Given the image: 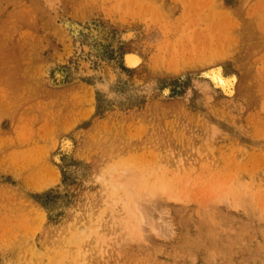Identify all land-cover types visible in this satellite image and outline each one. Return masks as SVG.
<instances>
[{
  "label": "rangeland",
  "instance_id": "374dc122",
  "mask_svg": "<svg viewBox=\"0 0 264 264\" xmlns=\"http://www.w3.org/2000/svg\"><path fill=\"white\" fill-rule=\"evenodd\" d=\"M174 1L0 0V264L264 261H245L259 252L263 234L254 226L239 232L247 222L264 224V6ZM246 13L259 18L262 37L251 48L243 40ZM127 54L141 63L126 68ZM218 66L237 79L231 97L205 76ZM175 140L200 146L173 157L162 148L142 152L145 142ZM164 155L188 163L169 166ZM211 156L219 165L208 163ZM199 157L206 162L194 168L189 160ZM224 159L241 166L224 167ZM141 171L161 176L172 196L156 195L158 179L144 183L151 192L142 198L143 183L130 177ZM137 187L140 201L155 198L134 219L127 209L140 203L132 198ZM204 208L226 217L219 245L175 259L187 236L177 212ZM144 213L151 216L145 247L138 241ZM164 222L174 241L150 236Z\"/></svg>",
  "mask_w": 264,
  "mask_h": 264
},
{
  "label": "bare ground",
  "instance_id": "6f19581e",
  "mask_svg": "<svg viewBox=\"0 0 264 264\" xmlns=\"http://www.w3.org/2000/svg\"><path fill=\"white\" fill-rule=\"evenodd\" d=\"M199 1V3H200V6H201V4H202V2L203 1H205V0H201V2H200V0H197V2ZM187 2V0H180V1H177V0H175L174 1V6H176V5H182V4H185ZM216 2V1H215ZM259 2V3H258ZM258 2H257V5L258 6H260V7H262V6H264V0H258ZM216 8H217V6H216ZM216 8H215V3H214V5L212 6V9H214V10H216ZM256 9V8H255ZM242 11V10H241ZM256 12H259V10H255ZM246 15H247V21L245 22V28H246V35L244 36V38H243V40H244V42L246 43L247 42V46H251L252 47V45L250 44V43H252L253 41H257V40H260V39H262V37H259L258 38V31H257V29L258 30H260L259 28H260V26H259V18H255L253 15H249L248 13H246ZM213 16V15H212ZM211 17V16H210ZM210 17H208V18H210ZM214 17V16H213ZM213 17H211V19L213 18ZM204 20V19H203ZM244 22V21H243ZM127 36V35H126ZM131 36V35H130ZM125 38V37H124ZM250 47V48H251ZM132 58V59H129V58ZM141 63V61H140V59H139V56H136L135 54H127L125 57H124V65H125V67L126 68H128V69H134V68H136L139 64ZM205 76L207 77V79H209L210 80V83L212 84V86H213V88H216V89H219L220 90V92H221V94L222 95H224V96H226V97H231V96H233L234 95V91H235V85H236V82H237V79H236V77L235 76H224L223 75V69H222V67L221 66H218V67H213V68H210V69H208V72L205 74ZM166 93H167V91H166ZM65 140V139H64ZM67 140V139H66ZM69 140H67V141H64V143L62 144V149L63 150H65V151H67L68 152V150L70 149L69 147H70V143L68 142ZM166 143H163V144H161V143H156V142H154V141H152V142H145L144 143V146L142 147L143 149H142V152H144L145 150H155V149H158L159 150V148H162L163 149V151L165 150V155H171L172 157H173V153H175V154H178V155H180L181 154V152L183 153L184 151H186V149H188V148H190V149H193V147H195V146H200V144H197V143H195V142H186L185 143V141H178V140H175V141H165ZM207 144L208 143H205V142H203L202 144H201V147H203V148H213V147H208L207 146ZM214 144V143H213ZM73 146V145H72ZM211 146V145H210ZM238 146V145H237ZM242 149V148H241ZM211 150H213V149H211ZM243 150V149H242ZM70 152V151H69ZM163 154V153H162ZM164 155V156H165ZM181 156V155H180ZM142 157V156H141ZM182 158H184V156L182 157ZM58 159V158H57ZM173 159V158H172ZM171 158H169V156H165V162H166V165H169V166H172L171 164H173L174 162L177 164V162L179 163V162H181V160H178L177 159V161H175V159L174 160H172ZM185 159H187V157L185 158ZM209 159V162L208 163H211V164H213V165H219V158L217 157V158H214V157H209L208 158ZM258 160V159H256V158H248L247 160H246V162H253L254 163V161L255 160ZM227 159H224L223 161H224V163L222 164V166H226V164H228V165H232V164H235L236 165V167H240L241 165L238 163V162H236L235 160H232V159H228L227 161H226ZM190 162V165H192L194 168H199L200 166H202V165H204L205 164V160L203 159V158H192V160H189ZM236 162V163H235ZM260 162V161H259ZM182 164H184V163H188V160L187 161H185V162H181ZM181 163H179V164H181ZM178 164V165H179ZM242 164V163H241ZM177 165V169L178 168H180L179 166ZM173 169H175L176 170V166L173 168ZM42 170H44V168L42 169ZM47 170V169H46ZM174 170V171H175ZM48 171H50V173L49 174H53V172H54V169H51V170H49V168H48ZM42 173L41 174H45L46 172H43V171H41ZM176 172V174H177V170L175 171ZM173 173V172H172ZM25 174V173H24ZM54 174H56L55 172H54ZM175 174V175H176ZM35 175V174H34ZM57 175V174H56ZM56 175H54L55 177H56ZM133 175V176H132ZM155 174H150V173H148L147 171H141L139 174L138 173H132V174H130V177L131 178H133V180L135 181V183L136 184H138V185H140V184H142L143 183V185L141 186L140 185V187H141V189H142V191H139V192H141L142 194H143V197H142V194H140L139 195V192H138V187L134 190V194L132 193V190L130 191V193H132L133 195H132V198L134 197V198H136L137 199V196L139 195V197H142V198H144V195L145 194H147L150 190H148L147 192L145 191V190H143L145 187H147L148 188V184H147V186L144 184V183H149L148 181H150V180H153V181H151L152 183H150V184H152L153 185V182H154V176ZM171 175V174H170ZM174 175V176H175ZM20 176V175H19ZM48 176V175H47ZM172 176V175H171ZM173 176V177H174ZM181 176H182V174H181ZM180 176V177H181ZM53 177V176H52ZM58 177V176H57ZM56 177V178H57ZM172 177V178H173ZM178 177H179V175H178ZM131 178H130V180H131ZM160 179H161V176L159 177ZM159 178H156V180H155V182H156V184H157V180L159 179ZM171 177H170V181H171V179H172ZM176 178V177H175ZM194 178V177H193ZM24 179V178H23ZM158 180V186H156V188H159V185L161 186L160 188H161V190H160V192H158L157 193V190L155 191V189H153L154 191H155V193H157L156 195H158V194H160L161 192H163V193H161V195H162V197H163V194H165L166 192L167 193H169V190H171V189H169L168 191H167V188H169V187H166V186H164V184L162 185V182L161 183H159V181H162V180ZM167 179V178H166ZM181 178H177L176 179V181H179ZM191 179V178H190ZM17 180V179H16ZM50 180V179H49ZM133 180H132V182H133ZM168 180V179H167ZM194 180V179H193ZM20 181V180H19ZM52 181V180H51ZM170 181H168V183H166L167 184V186L168 185H170L169 183H170ZM128 182V181H127ZM164 182V181H163ZM172 182V181H171ZM43 183H44V181H43ZM173 183V182H172ZM175 183V182H174ZM176 183H178V182H176ZM180 183V182H179ZM123 184V183H122ZM130 184H132V183H130ZM134 184V183H133ZM149 184V185H150ZM123 185H125L124 186V189H126V188H128V187H126L127 185L126 184H123ZM144 185H145V187H144ZM172 185V184H171ZM50 186V185H49ZM133 186H136L135 184L133 185ZM151 186V185H150ZM154 186V185H153ZM176 186V185H175ZM180 186V185H179ZM113 187V186H112ZM111 187V188H112ZM143 187V188H142ZM166 187V188H165ZM170 187H172L173 189H174V187L173 186H170ZM113 188H115V189H113V190H117L116 188V185H115V187H113ZM121 188V187H120ZM123 188V187H122ZM132 188V187H131ZM172 189V190H173ZM175 189H176V187H175ZM174 189V190H175ZM113 190H112V192H113ZM128 189H126V191H127ZM152 190V191H153ZM163 190V191H162ZM136 191V192H135ZM129 192V191H128ZM128 192H125L126 194L128 193ZM145 194H144V193ZM151 192V191H150ZM111 193V192H110ZM124 193V192H123ZM124 193V198L126 199V202H127V198H128V196L126 195ZM129 193V194H130ZM172 193L173 192H170L169 194L172 196ZM128 194V195H129ZM149 194V193H148ZM147 194V195H148ZM168 194V195H169ZM110 195H114L115 196V194H114V192H113V194H110ZM117 195V194H116ZM125 195H126V197H125ZM167 195V194H166ZM165 196V198L167 199L168 197L169 198H171L170 196ZM131 196V195H130ZM148 196H150V195H148ZM159 197H160V195H159ZM114 198V197H113ZM129 198H131V197H129ZM128 198V199H129ZM132 198H131V200L129 199V203H130V201L133 203V201H135L136 203L137 202H140L139 204L137 203L136 204V206H133L132 204H131V206H130V208L131 209H127V207H128V204H127V206H126V209L127 210H129V212H130V215H133V217H134V219H136V215L140 212V211H142L143 209V207H146V206H144L143 205V202H145L146 203V201L147 200H150V201H148V204L150 205V203H151V200H153V198H155V194L154 193H151V197L149 198V197H147V196H145V199L146 198H148L146 201H145V199H143V201H140V198H138L137 200H139V201H136V200H133L132 201ZM133 198V199H134ZM161 198V197H160ZM164 198V197H163ZM162 198V199H163ZM110 199H112V197L110 196ZM117 199V198H116ZM120 199V198H119ZM174 199H172V200H170V201H172V202H174V201H176V200H174ZM116 201V200H115ZM167 201H168V199H167ZM167 201H165V202H167ZM179 201H181V200H179ZM126 202H122V204L124 203V206L126 205L125 203ZM169 202V201H168ZM183 201H181V203H182ZM116 203V202H115ZM114 203V204H115ZM175 203V202H174ZM176 203H180V202H176ZM36 204V203H35ZM117 204V203H116ZM115 204V205H116ZM134 204V203H133ZM141 204L143 205L142 206V208H141ZM185 203H183V205H184ZM34 205V204H33ZM135 205V204H134ZM140 205V206H139ZM182 205V204H181ZM187 205V204H186ZM36 206V205H35ZM123 206V207H124ZM151 206V208H153V206H154V204H151L150 205ZM37 207V206H36ZM202 207V206H201ZM35 208V207H34ZM189 208V207H188ZM203 208V207H202ZM115 209H116V207H115ZM150 209V208H149ZM42 210V209H41ZM114 210V209H113ZM151 210V209H150ZM183 211H180L179 210V212H177V214H178V216L179 215H181L182 213L184 214V217L182 218V217H180V220H179V222H181V226H182V230H184V231H186L187 232V236L186 235H181V238L183 239V241L180 243V247H179V249L175 252V254L173 255V257L175 258V259H177L178 257H180V255L181 254H183V251H193V252H195V251H197V248L199 247V246H202V245H204L203 246V248L204 249H207V248H214V247H216V246H218L219 245V224L220 223H222V221H223V219H225L226 220V217H219V213H217L216 211H209L208 209V211L206 210L205 211V208H204V211L202 210V213H193V212H190V214L188 215V214H185L184 213V211H186L187 212V210H184V209H182ZM211 210V209H210ZM40 211V210H39ZM116 211H117V209H116ZM120 211V210H119ZM118 211V212H119ZM145 211V210H144ZM113 212H115V211H113ZM117 212V213H118ZM126 212V211H125ZM148 212V211H147ZM146 211H145V213H147ZM150 212V211H149ZM148 212V213H149ZM216 212V213H215ZM121 213H122V211H121ZM142 213V212H141ZM145 213L143 214V216H141V219L143 220V223H141V228H140V231H138V237H139V239L140 240H138V241H140V242H142L141 244H143L144 242L146 243V245H148L147 244V242L150 240L147 236H144V235H142L144 232H142L143 231V229H145V228H143V227H145V226H147L148 228H149V223L151 224V221H150V217L151 216H148L147 214V218H146V216H145ZM151 213V212H150ZM114 214V213H113ZM115 214H116V212H115ZM117 215V214H116ZM149 215H151V214H149ZM118 216V215H117ZM143 217V218H142ZM121 218V217H120ZM117 219V218H116ZM145 219L148 221V224H147V222L145 221ZM194 220L196 221V222H198V224H199V227L197 228V226L196 225H194V223H196V222H194ZM146 222V224H144ZM220 222V223H219ZM164 223H167V222H164ZM227 223V222H226ZM228 223H231L232 224V222H230V221H228ZM228 223L226 224L227 226H228ZM264 223V222H263ZM240 224V223H239ZM144 225V226H143ZM164 225V224H163ZM222 225H223V223H222ZM222 225H220V226H222ZM163 227L162 225H159V227ZM181 226H180V228H181ZM224 226H225V223H224ZM233 226V225H232ZM230 227L231 229H233V228H235V227ZM252 226H254V227H256L255 228V230H257L258 231V233H259V235L260 234H263L262 235V240H264V224L262 225H258L257 226V223H253V222H251V223H249V222H247V224H242V227H240L239 229V232H244V234H246L247 232H248V230H250L251 229V227ZM143 228V229H142ZM158 228V227H157ZM164 229H162V228H160V231L162 230V232L160 233L159 232V228H158V230H157V232H156V230H155V228H153V226H151L150 227V230H151V232H152V234L150 235V236H152L153 237V239L155 238H161V239H163V240H165V239H170V240H173L174 241V239H175V236H174V228H172V225L170 224V223H167V224H165V227H163ZM221 228V227H220ZM253 228V227H252ZM230 229V230H231ZM254 229V228H253ZM221 230H222V228H221ZM229 230V229H228ZM223 231V230H222ZM232 231V230H231ZM233 231H235V229H233ZM232 231V232H233ZM236 231H238V230H236ZM230 232V231H229ZM145 233H146V231H145ZM147 235H149L150 234V232H148L147 231ZM231 233V232H230ZM235 233V232H234ZM232 235H233V233H231ZM237 234V233H236ZM239 234V233H238ZM80 234H78V236H79ZM149 236V237H150ZM227 236V235H226ZM230 236V235H229ZM229 236H227V238H229ZM186 237H188V238H186ZM180 238V237H179ZM223 238V237H222ZM152 239V238H151ZM229 240H231V239H229ZM152 241V240H151ZM203 241V242H202ZM139 242V243H140ZM152 242H154V241H152ZM225 241H223V243H224ZM144 243V244H145ZM150 243V242H149ZM262 244V246L260 247V250H259V252L261 251V253H257V254H253V256H248V258H245V261H248V259L249 260H252V261H256V260H260V259H263L264 260V241L263 242H261ZM143 244V246L145 247L146 245H144ZM151 245H152V243H151ZM143 247V248H144ZM148 248V247H147ZM259 248V247H258ZM255 252V251H254ZM198 253V252H197ZM236 253V252H235ZM245 253V252H244ZM249 253V252H248ZM173 254V252H171V253H169V255H172ZM160 255V254H159ZM251 257V258H250ZM154 257L152 256V259H153ZM148 259V258H147ZM195 260H198V259H195ZM243 260V259H242ZM244 263V262H243ZM260 264H264V261H262V263L260 262Z\"/></svg>",
  "mask_w": 264,
  "mask_h": 264
},
{
  "label": "snow or ice",
  "instance_id": "6c2138e0",
  "mask_svg": "<svg viewBox=\"0 0 264 264\" xmlns=\"http://www.w3.org/2000/svg\"><path fill=\"white\" fill-rule=\"evenodd\" d=\"M129 59H132L131 57Z\"/></svg>",
  "mask_w": 264,
  "mask_h": 264
}]
</instances>
